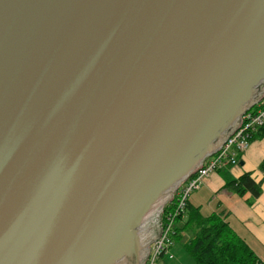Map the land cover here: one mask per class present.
Masks as SVG:
<instances>
[{"label":"water","instance_id":"1","mask_svg":"<svg viewBox=\"0 0 264 264\" xmlns=\"http://www.w3.org/2000/svg\"><path fill=\"white\" fill-rule=\"evenodd\" d=\"M263 99L264 0H0V264H146Z\"/></svg>","mask_w":264,"mask_h":264},{"label":"crops","instance_id":"2","mask_svg":"<svg viewBox=\"0 0 264 264\" xmlns=\"http://www.w3.org/2000/svg\"><path fill=\"white\" fill-rule=\"evenodd\" d=\"M264 160V137L253 138L249 148L240 160V165L229 170L233 178H239L250 172L257 182H262V194L252 202V194L239 196L226 189V180L221 173L211 174L195 190L189 203L201 209L204 216L223 213L231 228L248 244L254 253L264 262V172L260 165ZM175 247V246H174ZM173 247V248H174ZM174 255V250H171ZM164 257V264L173 261Z\"/></svg>","mask_w":264,"mask_h":264},{"label":"trees","instance_id":"3","mask_svg":"<svg viewBox=\"0 0 264 264\" xmlns=\"http://www.w3.org/2000/svg\"><path fill=\"white\" fill-rule=\"evenodd\" d=\"M264 137V127L253 138ZM231 168L221 170L226 180V189L239 196L252 194V202L262 194V182H257L250 172L239 178H233L228 172ZM264 172V160L260 165ZM167 206L166 212L172 209ZM177 221L183 222V228L175 227L174 240H179L185 229H192L193 238L186 244V250L195 264H264L248 244L231 228L223 213L204 216L201 209L187 203L185 211Z\"/></svg>","mask_w":264,"mask_h":264},{"label":"built area","instance_id":"4","mask_svg":"<svg viewBox=\"0 0 264 264\" xmlns=\"http://www.w3.org/2000/svg\"><path fill=\"white\" fill-rule=\"evenodd\" d=\"M246 114L251 115L227 139L223 148L208 158L204 165L180 187L174 200L167 205H172V209L166 212L167 206L165 207L163 231L160 237L151 243L146 264H164V257L174 258L171 250L175 246L173 237L177 218L184 213L191 194L198 190L211 174L240 165V160L253 137L264 127V99Z\"/></svg>","mask_w":264,"mask_h":264},{"label":"rangeland","instance_id":"5","mask_svg":"<svg viewBox=\"0 0 264 264\" xmlns=\"http://www.w3.org/2000/svg\"><path fill=\"white\" fill-rule=\"evenodd\" d=\"M175 226L176 228H183V222L177 221ZM194 236V232L192 229H185L182 233V237L179 240L175 241L174 256L175 259L170 264H195L193 258L189 255L186 250V244L190 241Z\"/></svg>","mask_w":264,"mask_h":264}]
</instances>
